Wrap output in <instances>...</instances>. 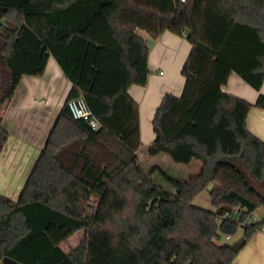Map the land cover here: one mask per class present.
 <instances>
[{
    "label": "trees",
    "instance_id": "trees-1",
    "mask_svg": "<svg viewBox=\"0 0 264 264\" xmlns=\"http://www.w3.org/2000/svg\"><path fill=\"white\" fill-rule=\"evenodd\" d=\"M140 31L152 40L170 31L190 44L182 91L162 97L145 150L198 162L186 180L138 163V104L127 90L147 83ZM50 55L72 87L17 201L0 193V259L230 264L264 225L249 223L264 197L237 166L264 184V142L246 126L264 95L250 103L222 87L233 73L256 90L263 83L264 0H0V151L8 137L2 110L22 76L42 75ZM78 97L97 129L71 116L67 101ZM209 184L214 212L192 203ZM237 206V221L221 218ZM239 228L238 241L217 243ZM80 230L82 240L65 253L60 245Z\"/></svg>",
    "mask_w": 264,
    "mask_h": 264
},
{
    "label": "crops",
    "instance_id": "crops-1",
    "mask_svg": "<svg viewBox=\"0 0 264 264\" xmlns=\"http://www.w3.org/2000/svg\"><path fill=\"white\" fill-rule=\"evenodd\" d=\"M138 33L149 48L147 83L145 86L131 85L127 93L138 104L140 147L137 155H140L154 138L151 121L162 97L167 93L179 96L182 91L184 77L181 68L190 44L184 36L170 31L163 32L155 40L142 31ZM71 87L72 83L50 55L42 75L22 76L12 98L2 110V125L8 137L0 151V193L11 197L13 202L17 201L41 155ZM222 91L255 103L260 94L264 95V79L260 89L256 90L233 73ZM246 126L264 142V109L252 108L246 118ZM80 233L82 236L77 238ZM83 235L81 230L74 233L67 240L69 247L65 248L64 242L60 248L68 253L80 243ZM0 264L19 263L2 258ZM230 264H264V225L251 236Z\"/></svg>",
    "mask_w": 264,
    "mask_h": 264
},
{
    "label": "rangeland",
    "instance_id": "rangeland-1",
    "mask_svg": "<svg viewBox=\"0 0 264 264\" xmlns=\"http://www.w3.org/2000/svg\"><path fill=\"white\" fill-rule=\"evenodd\" d=\"M138 163L140 164L143 172L148 173L149 170H151L154 166H159L163 169H165L167 172H169L172 176H174L177 179L186 180L191 176L196 175L200 170V165L196 161H192L189 164H179L172 162L167 156L165 155H158L154 157H150L147 155L146 151H142L140 155H138ZM237 166L239 167L240 171L242 172L246 182L251 188H254V190L261 196L264 197V184L258 183L254 181L247 168L244 166L243 163L238 162ZM151 178H154L156 180L155 174L151 176ZM213 184H209L206 188H204L200 193H198L194 199H193V205L196 207H199L204 210L212 211L213 208L211 206V199H210V191L213 188ZM10 190H6V192ZM11 199V197H9ZM13 202V199H11ZM93 203H96V200H93ZM214 212V211H212ZM253 216L261 221L264 219V208H259L253 213ZM220 221V219H218ZM83 231V230H81ZM84 232V231H83ZM243 234V229L239 228L235 234L231 235L228 239L224 235H221L220 240H218V244H228V243H234L238 241L240 236ZM82 236V233L78 235ZM65 248L69 247L68 241L65 242Z\"/></svg>",
    "mask_w": 264,
    "mask_h": 264
},
{
    "label": "built area",
    "instance_id": "built-area-1",
    "mask_svg": "<svg viewBox=\"0 0 264 264\" xmlns=\"http://www.w3.org/2000/svg\"><path fill=\"white\" fill-rule=\"evenodd\" d=\"M183 1L184 0H180V2H183ZM67 107L70 111L71 116L74 119L84 120L89 125V127L94 130L100 126L98 120L93 116L92 112L90 111L85 100L82 97L69 99L67 101ZM243 212H244V209L241 206H237L231 212L223 214L221 218L237 221ZM257 221L258 220L254 216H252L250 218L249 223H254Z\"/></svg>",
    "mask_w": 264,
    "mask_h": 264
}]
</instances>
